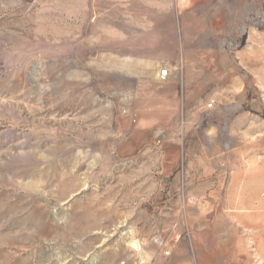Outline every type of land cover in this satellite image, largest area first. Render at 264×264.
<instances>
[{
	"label": "rangeland",
	"instance_id": "1",
	"mask_svg": "<svg viewBox=\"0 0 264 264\" xmlns=\"http://www.w3.org/2000/svg\"><path fill=\"white\" fill-rule=\"evenodd\" d=\"M0 264H264V0H0Z\"/></svg>",
	"mask_w": 264,
	"mask_h": 264
},
{
	"label": "built area",
	"instance_id": "2",
	"mask_svg": "<svg viewBox=\"0 0 264 264\" xmlns=\"http://www.w3.org/2000/svg\"><path fill=\"white\" fill-rule=\"evenodd\" d=\"M168 77V71L166 69L162 70L159 74L161 80H165Z\"/></svg>",
	"mask_w": 264,
	"mask_h": 264
}]
</instances>
